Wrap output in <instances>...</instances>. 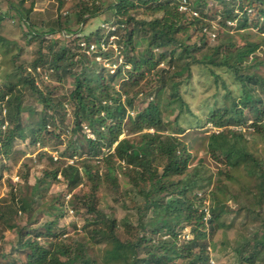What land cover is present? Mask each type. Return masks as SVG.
Returning a JSON list of instances; mask_svg holds the SVG:
<instances>
[{
    "label": "trees",
    "instance_id": "1",
    "mask_svg": "<svg viewBox=\"0 0 264 264\" xmlns=\"http://www.w3.org/2000/svg\"><path fill=\"white\" fill-rule=\"evenodd\" d=\"M65 1L57 0L58 9ZM160 1L113 0L107 4L97 1L91 6L84 3L73 12L74 24H71V14L63 22L56 20L57 29L51 28L50 25L55 24L49 23L47 26L51 29L43 34H37V31L40 32L38 28L33 30L34 21L30 19L32 8L23 9L22 2L13 4L7 0L8 11L4 13L0 10V26L15 16L26 28V37L37 35L42 39L46 34L58 33L63 40L75 42L70 46L56 38L42 41L41 55L31 64L33 73L16 64L6 79L0 80V152L11 147L16 138L24 140L26 135L30 136V144L35 147L37 142L44 140L43 133H50L49 124H54L55 117L61 114L67 100L72 105L74 120L68 146L71 149L69 157L76 155L81 158L85 153L88 158H75L72 164H56V168L44 169L34 189H39L38 184H44L47 178L55 181L58 175L66 182L68 193L87 182L89 195H73L68 204L74 205L77 213L86 207L90 214H97L92 222L82 227L83 234L74 233L77 241L73 238L68 241L66 237L61 240L66 230L60 226V220L67 213L64 203L53 193L47 202L44 201L46 194L35 193L38 200L28 195L17 196L12 191L13 186H10L7 205H0V228L15 231L17 250L22 247V250H16L18 255L11 264H17L16 261L18 264H176L177 261L179 264H209L207 245H211L215 252L217 247L214 242L208 244L206 240L212 238L214 229H223L228 238V232L235 227V237L228 243L239 263H264V242L260 243L258 239L259 234L264 236V155L258 148L253 149L254 140L264 139V125L258 124L264 117V74H261L264 59L255 54L260 43H251L250 39L264 34V0H213L219 2L220 11L208 7L209 0H183L190 1L189 8L192 1L195 3L189 13L178 12V4L180 6L182 0H169L164 4ZM147 5L151 6L146 16H153L154 19H138L130 11ZM160 12L162 16L158 17ZM194 12L198 13V17L193 16ZM93 18H97L98 23L114 26V30L106 35V40L100 34L102 30L98 23L87 31L84 28ZM219 27L223 30L220 31ZM232 27L238 30L245 44L243 49L221 40L224 29L229 31ZM254 28L257 30L253 34L251 30ZM90 35L93 37L88 39ZM109 35L114 36L116 51L126 62L119 63L111 47L107 53L101 52V46L109 45ZM80 40L86 46H81ZM1 44H14L19 48L4 35H0ZM91 45L96 48V57L108 59L116 55L107 66L114 67V70L100 67L95 57H90ZM172 45L176 46L170 50ZM165 46H170L168 51L156 52ZM206 47L210 50V57L202 62L197 55ZM175 49L179 52L178 56H175ZM248 58L249 62H245ZM127 63L131 74L125 83L132 92L129 94L125 90L126 95L123 96L119 91L112 90V85L121 80ZM91 64H95V68ZM39 67L48 69L44 71L48 75L46 81H42L37 73ZM194 67L204 71L207 80H203L196 91L198 97L207 92L204 86L209 75H215L222 84L221 94L215 93L214 97L224 105L225 110L210 111L208 123L216 129L227 126L240 129L225 128L202 139L206 140L207 152L222 163L214 174H208L200 160L190 168L191 153L177 138L183 132V125L178 119L192 114L180 90L187 87L186 82L192 78ZM215 69L230 72L233 86L228 87L222 77L215 74ZM50 78L58 84L63 79H72L73 90L65 101L52 98L56 87L51 90L46 87ZM40 82L45 83L44 87L39 86ZM141 88L146 90L143 95L148 102L143 109L136 110L135 101L142 93ZM5 99L6 102H2ZM36 103H40L42 108L34 113ZM238 105L255 115V121L248 126L253 130L249 134L254 142L243 137L247 120L242 118L243 110L237 111ZM233 108L235 111H231ZM24 112L35 114L34 121L24 125ZM130 112H135L134 116L129 115ZM166 113L172 115V124L170 120L164 121ZM84 127L96 135L95 140L85 136ZM151 129L153 132H148ZM126 130L132 135L137 134L138 140L132 137L119 140ZM79 148L84 152L79 153ZM92 158L101 159L104 171L92 167ZM48 161L52 162V158L48 157ZM121 162L131 177V189L127 196L133 193L141 196L136 206V223L130 225L128 220L121 222L124 226L123 238H119L121 232L114 220L101 223L104 216H99L96 208L99 189L108 184L112 189L116 188L114 173L116 168L121 167ZM215 174L219 184L223 179L227 181L224 188L239 208L229 206L213 192L208 207L209 219L205 220V188L213 185ZM229 212L233 213L231 217ZM149 215L147 224L150 230L145 224ZM44 217V223L39 226ZM22 221L26 222V226H20ZM89 226L94 228L85 234ZM176 227L181 231L188 229L190 239L179 240ZM131 228H135L136 234ZM206 228H210V233ZM163 230L164 234L155 240L153 235ZM2 254L0 247V260L3 259Z\"/></svg>",
    "mask_w": 264,
    "mask_h": 264
},
{
    "label": "rangeland",
    "instance_id": "2",
    "mask_svg": "<svg viewBox=\"0 0 264 264\" xmlns=\"http://www.w3.org/2000/svg\"><path fill=\"white\" fill-rule=\"evenodd\" d=\"M13 2V4H17L22 2L23 9L26 8H32V11L30 13V19L31 21H34L33 30H36L37 28L40 30V32L37 31V34H43L47 30L54 28L57 29L56 20L60 19L62 22L64 19L73 12L75 13L76 9L80 5H90L95 4V2L99 1L104 3H112L113 0H66L62 8L58 9V3L57 0H10ZM133 2H138L139 0H132ZM169 2V0H161L160 3L164 4ZM208 7H211L212 9H217L218 11L221 10V7L219 5V2L209 0L208 1ZM189 3L187 1L183 2V0L180 3V6L178 4V12L183 13H189L191 7H195V3L192 1V6L189 8ZM194 4V5H193ZM151 5L147 6H137L136 8H133L130 11L134 14L133 16L142 19L145 17H148V19H154L153 16H146L148 13V10ZM154 6V5H153ZM8 3L7 0H0V10L6 13L8 11ZM21 9V6L18 10ZM12 14V13H11ZM102 14V13H100ZM194 17H198V13L194 12L192 13ZM110 15V13H108ZM162 16V12H160V15L158 17ZM240 18V17H239ZM71 19V18H70ZM75 19V14H73V17L71 19V24H74L73 21ZM93 21H89L84 28L89 30L93 26H96L98 23L97 18H93ZM110 20V19H109ZM108 22V21H107ZM52 23L54 25H50L51 28H48V24ZM213 25L216 26V23ZM99 28H101V35L104 38V40L107 39L106 35L109 31L114 30L113 25L105 24L104 22L98 23ZM110 29H109V28ZM220 31L223 30L222 27H219ZM98 30V28H97ZM257 29H252L251 32L254 34ZM74 30L72 29V32ZM24 32H26V28L23 26L22 21H18L15 16H13V20H8L6 22H3L0 26V35H4L7 39L14 41L18 46L16 47L14 44L12 45H0V80H5L6 77L11 73L14 69V66L16 64H20L24 68H27V71L29 73H33V69L31 67V64L34 60H36L40 55V46L42 45V41H48L51 38H56L60 43H65L71 45H74V41L69 43V40H63L61 35L58 33L54 34H46L42 39L41 37L36 36H24ZM73 36V35H72ZM213 38L214 34L211 35ZM93 37L90 35V38ZM87 37H85L86 39ZM222 41L230 42L235 47L243 49L245 44L242 42V39L238 33V30L235 27H232L229 31L224 29L223 36L220 37ZM252 40L251 43L259 42L260 46L258 51L255 53L260 59H264V34H260L256 37H251ZM114 36L109 35L108 42L109 45H103L101 46V52L107 53L108 49L113 48L116 53L117 57L119 58V63H124L126 60L119 54V51H116V47L114 45ZM79 42H82L81 40ZM114 42V43H113ZM44 44V43H43ZM176 45L165 46L161 49H157V53H159L161 50L168 51L169 47L170 50L173 49V47ZM176 53L175 56L179 55V52L175 49ZM96 48L93 50L90 49V57H95L96 61L100 64V67L103 66V68H106L107 66H110L109 63L113 62L116 58V55H112L110 58L105 59L103 56L96 57ZM119 54V55H118ZM198 58L202 62L208 61L210 57V50L208 47L204 48L202 51L198 53ZM251 59V57H250ZM249 58L245 60V62H249ZM244 64H247L245 63ZM128 64V63H127ZM98 66V65H97ZM92 68H95V64H91ZM126 68L121 75V80L114 83L112 85V90L119 91L122 93V95H126L124 92L125 90L131 94L132 90L128 85L125 83L126 79L131 74V71H129V64L124 65ZM98 68V67H97ZM108 70L112 71L115 68L114 67H107ZM39 67L37 70V73L42 78V81H46L48 75L44 73V71H47V68ZM261 74H264V69L261 68ZM107 70V69H106ZM215 74H218L222 77V79L226 82L228 87L233 86V79L232 74L230 72H221L215 69ZM46 75V76H44ZM192 78L186 82L187 87H182L180 92L184 98H186V102L188 103L189 107L191 108L192 114H185L181 118L178 119V122L180 125H183V132L177 136V138L180 139L181 142H183L186 146L189 152L191 153V159H190V168H192L194 165H196L199 160L202 163L203 166H205L206 170H208L209 173H216L218 168L221 167L222 163L219 161H216L214 157L210 155V153L207 152V146H206V140H202L207 138L211 133H219L222 132L225 128L239 131V127L237 126H227L225 128L216 129L213 126H211L210 123H208V120L211 115H209V112L212 110H225V107L223 104L219 103L214 97V94L217 93L218 95L222 92V84L220 81L216 79L215 75H209L208 76V82L205 84L204 88L205 91L202 96H199L196 94V91L199 89V87L202 84L203 80H206V77L204 75V71H202L199 68L194 67L191 70ZM214 80L217 84H214ZM207 81V80H206ZM105 83H108V81H105ZM44 87L45 83H39V86ZM49 88V90L53 89V87H56V89H53L54 95H52V98L59 101H65L68 97L70 91L73 90L72 86V79H63L59 84L54 79L50 78V81H47L46 84ZM94 85H96V82H94ZM197 86V87H196ZM45 88H43L44 90ZM45 91V90H44ZM146 90H140V93L138 97L136 98V107L137 109H143L146 106V103L148 100H144V93ZM113 93V92H111ZM204 98V99H201ZM216 100V102H215ZM164 102L167 101L166 98L163 99ZM2 102H6V99ZM66 103V104H65ZM2 106V104H1ZM72 105L67 103V100L64 102V106L62 107L61 114L57 115L55 118L54 124H49L50 127V133L49 134H42L44 137L43 143L37 142L35 147L30 144V136H25L24 140H21L19 138H16L14 144L9 148H3V151L0 152V205L6 206L9 200V187L13 186V192H15L18 195H28L31 197H36V200H38L39 194H46L44 197V201L47 202L50 199V194L53 193L56 195L61 202L64 203V209H66V214H64V217L60 220V226L66 228L68 231H64L63 235L61 236V240H63L64 237L67 238L69 241L70 238H73L74 241H77V235L74 233H81L83 234L82 227H84L88 222H92V220L95 219L97 214H90L87 212V208L84 207L79 213L74 208V205L70 206L68 204L69 200L73 195H89L90 189L89 185L86 184L87 182H84V184H80L77 188H75L73 191L68 193V188L66 186V182L61 178L60 175L57 176V179L54 181L51 178H47L46 181H44V184H38L39 189H34V184L36 180H41V177L43 175V170H51L52 168H56V164H72L76 158V160L81 159H87L85 153L82 154V157L79 156L76 157V155L71 158L70 152L71 149H69V144L71 140V130L74 128V120L72 115ZM40 103H36L35 107L33 108L34 113H37L41 110ZM162 108V106H161ZM245 107L242 105L237 106L238 110H243L242 118L247 120V127L244 128L243 137L245 140L252 141V136L249 134V132H252V128H249L248 126L251 124V122L255 121V115L252 113H249L248 111L244 110ZM163 110V108H162ZM231 111H235L234 108ZM5 114V111H3ZM135 113V112H134ZM134 113L130 112L129 115H133ZM61 115V116H60ZM195 116H197L195 118ZM172 115L170 113H166V116L164 118V121H171V124L174 122L173 118H171ZM35 114L30 115L28 112H24L22 115V123L24 125H27L30 123V121H34ZM200 122L201 124H199ZM258 124L260 126L264 125V117L261 119ZM200 127V128H197ZM176 129V127H174ZM90 130V129H89ZM91 132V131H90ZM148 132H153V130H149ZM84 134L88 138L87 129L84 127ZM92 137H89L91 140L96 139V135L92 134ZM135 138V140H138L137 134H131L128 133L127 130L120 136L119 140L124 138ZM255 145L254 148H258L264 155V139L260 140H254ZM252 141V142H254ZM103 151H105L103 149ZM62 152H64V155H62ZM78 152H84L81 148H79ZM78 153V154H79ZM40 154H42L44 157L40 158ZM48 157L52 158V162L48 161ZM101 157V156H100ZM264 158V157H263ZM91 161H94L92 164V167L95 169H98V171H104L103 163L101 162V159L99 158H92ZM120 168H116L115 170V178H116V188L112 189L111 185H104L102 189H99L100 191L97 192V196H100L99 202L97 204V210L98 215H103V220L101 223H108L109 220H114L116 222V227L118 228L120 233L119 238H123V231L124 226L123 223L121 225V222H124V220H128L130 222V225H134L136 223V206L141 201V196L130 194L127 196V192L131 189V177L129 175V172L127 169H125L124 163H120ZM18 178V180H17ZM217 176H213V180L215 181L212 184H210L208 187L205 188V207L203 210L205 211V217L204 219H209V213H208V207L211 204V194L214 192L215 195H217V198L220 200H224L229 206L234 208H239L238 204L234 202V199L226 192V189L224 188L225 181L223 179L222 183L219 184V182H216ZM222 179V178H221ZM35 190V192H34ZM38 195H34V194ZM226 193V194H225ZM217 204V203H216ZM77 205V204H75ZM78 207V205L76 206ZM82 207V206H81ZM206 209V210H205ZM20 216V214H18ZM233 215L232 212H229V217ZM151 215L146 217V225L147 221ZM46 217L43 218L41 223L42 225L45 221ZM21 227L26 226V222L22 221L19 222ZM185 226L184 224H182ZM208 225V224H207ZM1 226V224H0ZM75 226V229H74ZM101 226V224H100ZM94 228V226H89L86 228V233H88L89 230ZM136 228V227H135ZM135 228H131L133 234H136ZM147 228L149 230L151 227L148 225ZM177 229V238L179 240L185 239L189 240L190 236H188V229L180 230L178 227ZM207 232L210 233V228H206ZM235 230L236 227L233 228V230H230L228 233V238L226 235L223 234V229H214L212 238H209L206 240V242L209 244L211 242H214L217 247V251H213L211 249V245H207V252L209 255V264H240L237 260V257L232 252L230 244L228 243L229 240L233 239L235 237ZM0 247L2 248L3 252V259L0 260V264H11L13 262V259L18 255L19 250H22V247L17 250V237L16 232L13 230L3 229L0 228ZM164 234L163 231L157 232L153 237H155V240L161 237ZM30 236L33 237V234L30 233ZM171 237V235H170ZM172 238V237H171ZM258 239L260 243L264 242V236L259 234ZM43 243V241H41ZM58 243H61V241H58ZM179 243V242H178ZM94 249H96L94 247ZM17 250V251H16ZM97 253L98 251L95 250ZM23 259H25V255L22 256ZM63 260V259H62ZM18 264L19 262L16 261ZM178 263V261H177ZM176 263V264H177ZM179 264V263H178ZM183 264V263H182ZM264 264V263H262Z\"/></svg>",
    "mask_w": 264,
    "mask_h": 264
},
{
    "label": "built area",
    "instance_id": "3",
    "mask_svg": "<svg viewBox=\"0 0 264 264\" xmlns=\"http://www.w3.org/2000/svg\"><path fill=\"white\" fill-rule=\"evenodd\" d=\"M81 46H86V43H85V42H82V43H81ZM90 49L93 50V49H94V46L91 45L90 48H89V51H90ZM87 133H89V134H88V137H92L91 132H90L89 129H87ZM17 180H18V178H17Z\"/></svg>",
    "mask_w": 264,
    "mask_h": 264
},
{
    "label": "clouds",
    "instance_id": "4",
    "mask_svg": "<svg viewBox=\"0 0 264 264\" xmlns=\"http://www.w3.org/2000/svg\"><path fill=\"white\" fill-rule=\"evenodd\" d=\"M86 129H89V128H87V127H85ZM92 133V132H91ZM93 134V133H92ZM89 138V137H88Z\"/></svg>",
    "mask_w": 264,
    "mask_h": 264
}]
</instances>
